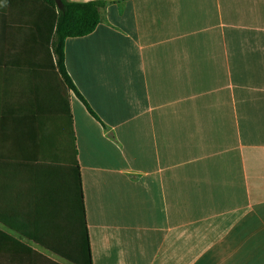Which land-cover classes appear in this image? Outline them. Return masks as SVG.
I'll return each instance as SVG.
<instances>
[{"label":"crops","instance_id":"crops-1","mask_svg":"<svg viewBox=\"0 0 264 264\" xmlns=\"http://www.w3.org/2000/svg\"><path fill=\"white\" fill-rule=\"evenodd\" d=\"M103 1L64 47L99 118L70 93L93 264H264V0ZM20 170L0 169L8 219L25 215ZM28 226L0 220V264H74Z\"/></svg>","mask_w":264,"mask_h":264},{"label":"trees","instance_id":"trees-1","mask_svg":"<svg viewBox=\"0 0 264 264\" xmlns=\"http://www.w3.org/2000/svg\"><path fill=\"white\" fill-rule=\"evenodd\" d=\"M0 0L6 13L7 69L0 80V169H25L30 190L22 235L74 264H93L73 115L69 96L79 93L65 65V40L84 37L102 21L108 2ZM13 13L17 17L14 19ZM15 68H12L14 67ZM3 79V80H2ZM10 172L0 171V209H11Z\"/></svg>","mask_w":264,"mask_h":264},{"label":"water","instance_id":"water-1","mask_svg":"<svg viewBox=\"0 0 264 264\" xmlns=\"http://www.w3.org/2000/svg\"><path fill=\"white\" fill-rule=\"evenodd\" d=\"M56 2V5L59 9H61L63 7V3H62V0H55Z\"/></svg>","mask_w":264,"mask_h":264}]
</instances>
